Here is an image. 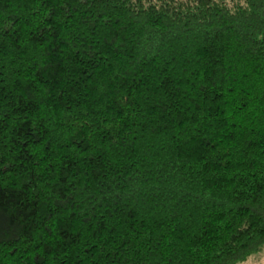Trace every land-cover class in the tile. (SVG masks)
<instances>
[{
  "label": "trees",
  "instance_id": "1",
  "mask_svg": "<svg viewBox=\"0 0 264 264\" xmlns=\"http://www.w3.org/2000/svg\"><path fill=\"white\" fill-rule=\"evenodd\" d=\"M262 251L264 0H0V264Z\"/></svg>",
  "mask_w": 264,
  "mask_h": 264
},
{
  "label": "rangeland",
  "instance_id": "2",
  "mask_svg": "<svg viewBox=\"0 0 264 264\" xmlns=\"http://www.w3.org/2000/svg\"><path fill=\"white\" fill-rule=\"evenodd\" d=\"M240 264H264V251L250 256L246 261Z\"/></svg>",
  "mask_w": 264,
  "mask_h": 264
}]
</instances>
